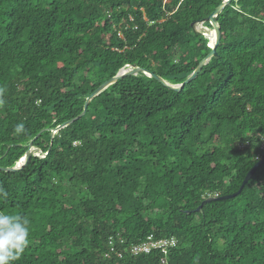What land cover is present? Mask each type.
<instances>
[{
	"label": "trees",
	"instance_id": "trees-1",
	"mask_svg": "<svg viewBox=\"0 0 264 264\" xmlns=\"http://www.w3.org/2000/svg\"><path fill=\"white\" fill-rule=\"evenodd\" d=\"M223 2L0 0V167L17 168L0 170V211L31 230L15 264H115L110 238L123 250L150 234L176 239L167 264H264V164L196 211L263 154L264 0L226 5L216 54L172 88L211 52L195 26L212 29ZM126 67L153 76L119 78L58 129Z\"/></svg>",
	"mask_w": 264,
	"mask_h": 264
},
{
	"label": "clouds",
	"instance_id": "clouds-1",
	"mask_svg": "<svg viewBox=\"0 0 264 264\" xmlns=\"http://www.w3.org/2000/svg\"><path fill=\"white\" fill-rule=\"evenodd\" d=\"M6 89L0 86V105L5 103ZM23 123L16 124L14 133L25 134ZM9 193L0 186V200H5ZM30 220L21 214L0 211V264H15L19 261L30 245Z\"/></svg>",
	"mask_w": 264,
	"mask_h": 264
},
{
	"label": "water",
	"instance_id": "water-1",
	"mask_svg": "<svg viewBox=\"0 0 264 264\" xmlns=\"http://www.w3.org/2000/svg\"><path fill=\"white\" fill-rule=\"evenodd\" d=\"M232 0H224V2L219 5L207 18V21L211 24L212 26V29L211 31H213L215 33V41H214V44L212 45L211 47V52L206 55L198 64V67L195 69V71L180 85V86H176V87H172L174 88L175 90L179 91L181 90V88L185 85V84H188L190 83L192 80H194L198 74L200 73L202 67L207 63V61L216 54V48L217 46L219 45L220 43V39H221V31H220V27L219 25L217 24L216 20H215V17L223 10V8L230 4ZM139 72H144L145 74L149 75V76H153L152 73L148 72V71H145V70H142L141 68H130L128 71L124 72V73H118L117 76L115 77H112L110 79H108L107 81H105L103 84H101L97 89H95V91H93L91 93V95L87 98L86 100V103L84 105V109H83V112L78 115L77 117L63 123L61 126L58 127V129L62 128V127H65L66 125L68 124H71L72 122H74L75 120L81 118L84 114H85V111L87 109V105L89 103V101L95 97L96 95H98L102 90H104L107 86H109L110 84H112L114 81L118 80L119 78L125 76V75H130V74H137ZM158 80L161 81L160 77L158 76H155ZM165 83V82H164ZM166 84V83H165ZM32 149H31V144L29 145V150L27 151V155H26V161L30 158L31 154H32ZM264 164V159H260L258 160L254 166L247 172V174L245 175L243 181H242V184L239 188V190L233 194H230V195H227V196H223L221 198H213V197H208L206 198L200 205L199 207L196 209V211H202V207L205 203H208L212 200H217V199H231V198H234L235 196L239 195L242 191V189L244 188V186L249 182V180L252 178L254 172L257 170V168L261 165ZM17 168L14 167V168H2L0 167V170H4V171H11V170H16Z\"/></svg>",
	"mask_w": 264,
	"mask_h": 264
},
{
	"label": "built area",
	"instance_id": "built-area-1",
	"mask_svg": "<svg viewBox=\"0 0 264 264\" xmlns=\"http://www.w3.org/2000/svg\"><path fill=\"white\" fill-rule=\"evenodd\" d=\"M163 1H164V3L168 2V0H163ZM119 35L121 36L120 33H119ZM260 149L263 151V154L258 155L256 157L258 160L264 158V141H262ZM208 196L211 197V195H208ZM215 196H217V194ZM124 242H126V241L122 237H118L117 239L116 238H110L109 239V245L111 246V248H110V251L105 254V256L108 259H111L112 255H115L116 259L123 260L125 257L128 256L126 254H130L132 256H138L140 254H148L153 250H158V251L162 252V254H163V257L161 259V264H167V260H168V256H169V250L171 248H174L177 244V241L174 238L156 239L154 237V235L150 234L146 237L145 240H143L139 243H136V244L128 245L123 250L118 249L115 246V244L122 245ZM116 259H114L113 262H115V264H119L116 261Z\"/></svg>",
	"mask_w": 264,
	"mask_h": 264
},
{
	"label": "rangeland",
	"instance_id": "rangeland-1",
	"mask_svg": "<svg viewBox=\"0 0 264 264\" xmlns=\"http://www.w3.org/2000/svg\"><path fill=\"white\" fill-rule=\"evenodd\" d=\"M195 28H196V30H198V31H202L203 33H204V35H205V37H207L208 39H209V43L210 42H213V39H214V41H215V33L213 32V31H211V29H209V28H206L202 23H198V24H196V26H195ZM207 32H208V34H207ZM212 36V40H211V37ZM211 44V43H210ZM214 44V43H213ZM130 69V67H126V68H122L120 71H119V73H124V72H126V71H128ZM122 71V72H121ZM32 151H33V149H32ZM24 160H25V158H21L20 159V161L17 163V167H19V166H21L22 164H23V162H24Z\"/></svg>",
	"mask_w": 264,
	"mask_h": 264
},
{
	"label": "bare ground",
	"instance_id": "bare-ground-1",
	"mask_svg": "<svg viewBox=\"0 0 264 264\" xmlns=\"http://www.w3.org/2000/svg\"><path fill=\"white\" fill-rule=\"evenodd\" d=\"M207 34H208V32H207ZM210 38H211V40L213 39L212 36H211ZM210 43H211V44H210ZM210 43H209V44H210L211 46H210V45H209V46L212 47V45H213V43H214V39H213V42H210ZM121 72H122V71H121Z\"/></svg>",
	"mask_w": 264,
	"mask_h": 264
}]
</instances>
